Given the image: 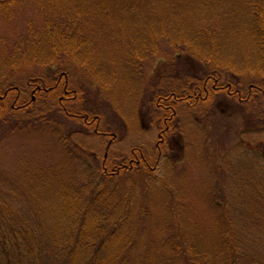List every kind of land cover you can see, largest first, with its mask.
<instances>
[{"label":"rangeland","instance_id":"1","mask_svg":"<svg viewBox=\"0 0 264 264\" xmlns=\"http://www.w3.org/2000/svg\"><path fill=\"white\" fill-rule=\"evenodd\" d=\"M45 1H0V88L9 85L20 88L24 100L35 97L26 84L36 67L31 61L21 62L14 46L30 34L41 32L50 14L63 11L54 8V4L45 7ZM109 1L105 0L100 6L96 1L92 6L79 4L83 10L96 13L89 21L77 25L105 31L91 63L96 67H73L68 79L69 92L74 91L70 96L77 99L68 105L72 109L75 104L85 105L90 112L98 111L100 128L110 136L84 139L83 123L70 124L60 111L64 121L69 123L66 131L59 133L60 137L69 140L78 156L95 157L96 165L105 158L109 168L123 159L128 165L133 149H142L151 158L152 167L161 150L164 159L155 174H150L151 180L138 174L123 177L122 173L111 184L120 190L136 188L138 191L133 197L136 195L139 201L134 200L135 204L143 203L141 196L145 188H154L150 196L155 209L151 213L154 224L165 219L170 221V227L176 221L177 214L170 213L168 207L165 210L172 199L177 213L190 218L195 234L201 233L208 244L216 242L218 235L225 232L227 219L232 221L228 229L231 228L235 236L237 232H256L255 229L250 231L252 224L264 220V113L258 121L256 114L246 106L241 112L230 104L233 109L226 114H221L215 106L207 116L202 110L191 112L183 107L173 122L177 130L163 134L165 141L175 137L178 145L168 148V144L161 146L160 143L157 148L163 111L156 109L157 94L153 92L160 88L174 90L179 62L186 75L191 71L193 61L188 60L186 54L179 57L181 51L173 55L169 49V45L181 43L187 37L194 43L201 42L202 51L206 49L204 54L221 55L232 71H256L263 66L264 20L256 21L250 6L253 0H112V5L104 4ZM149 15H155V23L147 20ZM149 26L163 29L165 33L147 35ZM145 42L158 45V54L146 64L141 57L139 62L132 54L134 45ZM197 61L200 60L197 58ZM38 75L46 76L41 70ZM63 81L61 78L56 82L60 94L43 103L35 99L30 106L33 115L20 121L21 125L0 120V201L20 195H27L28 199L29 192H23L22 188V184L27 183L32 189L42 185L40 194L51 203L54 189L67 186L79 171L67 149L63 151L57 144L54 126L38 121L41 116L54 119L53 110L64 96ZM261 101L263 112L264 98L261 97ZM195 112L201 113L199 120ZM64 118L56 117L54 121ZM75 132L79 134L72 136ZM111 192L114 197L115 189ZM146 219L153 230V222ZM157 230L156 227L154 231ZM172 232L161 233L168 237ZM251 241L258 245V241Z\"/></svg>","mask_w":264,"mask_h":264},{"label":"trees","instance_id":"2","mask_svg":"<svg viewBox=\"0 0 264 264\" xmlns=\"http://www.w3.org/2000/svg\"><path fill=\"white\" fill-rule=\"evenodd\" d=\"M50 1L51 3L45 1L43 5L47 7L54 4V8L63 11L50 14L41 32L30 34L14 46L19 60L23 63L31 61L36 67L34 69H37L32 70L26 84L35 97L24 100L20 88L11 85L0 88V120L20 124L25 117L33 115L34 111L30 106L35 99H38L36 102L43 103L49 97L60 94L56 82L63 78V85H60L64 96L57 110H53L54 119L41 116L38 121L54 126L53 135L57 136V144L63 151L67 149L70 158L78 164L79 171L70 178L67 186L61 185L54 189L51 203H47V199L42 196L44 194H40L39 186L42 185L32 189L27 183L22 184V188L23 192H29L28 199L27 195H20L0 201V264H264V235L260 234L264 232V220L259 219L252 224L250 231L255 229L256 232H237L240 240L231 228L228 229L232 221L227 219L225 232L218 235L216 242L208 244L202 239L201 233L195 234L191 219L177 213L174 200L171 199L165 210L168 207L170 213H176V221L170 227V221L165 219L154 224L151 213L155 209L150 201L154 188H145L141 196L143 203L135 204L134 200L139 201L136 195L133 197L138 191L136 188L120 190L111 185L115 177L122 173L123 177L138 174L147 181L151 180L150 174H155L156 171L149 170L151 162L142 149L132 150L131 159L135 160L133 163L129 162L127 165L126 159H123L109 168L105 158L101 164L96 165L94 156V159L78 156L69 140L60 137L62 135L59 133L66 131L69 125L60 111L71 121L70 124L83 123L85 129H81V133L84 139L110 136L100 128L101 115L98 111L90 112L85 105L82 107L75 104L74 109L68 105V102H76L77 99L76 96H70L74 91L69 92V75L76 65L83 68L96 67L91 66V63L98 53L100 37L105 31L104 28L92 31V28L77 25L89 21L96 13L83 10L79 4L92 6L91 3L96 1L97 6H100L105 0ZM104 4L112 5V0ZM250 6L256 21L263 22L264 0H253ZM67 9L70 11L65 12ZM104 14L109 16L108 12ZM131 14L135 15L133 12ZM154 18L155 15H149L147 20L155 23ZM162 30L149 26L147 35H163L165 32ZM197 43L187 37L181 43L169 45V49L173 55L181 51L182 56L186 54L187 57L202 61L204 57L200 56L205 55L203 51L206 49L202 51V43ZM157 47L158 45L154 46L150 42L134 45L132 54L139 62L141 57L146 64L158 54ZM39 70L46 76H39ZM88 74L91 75L90 72ZM173 91L165 88H160L157 92L156 89L153 90L157 94L156 100L162 96L163 100L169 98ZM166 114L163 111V117ZM56 117L64 119L55 122ZM74 134L79 133L75 132L72 136ZM113 188L114 197L111 192ZM146 218L151 220V224L153 222V230L147 225ZM253 220L249 222L253 223ZM156 227L159 231H154ZM147 229L150 230L149 233ZM160 231L163 234L173 232L165 237ZM251 240L258 241V245ZM150 246L152 251L149 250ZM256 247L257 250L254 249Z\"/></svg>","mask_w":264,"mask_h":264},{"label":"flooded vegetation","instance_id":"3","mask_svg":"<svg viewBox=\"0 0 264 264\" xmlns=\"http://www.w3.org/2000/svg\"><path fill=\"white\" fill-rule=\"evenodd\" d=\"M179 57H182V55H179ZM200 57H204V59L199 62L197 58L188 57V60L190 59L193 63L190 64L192 68L191 71L190 69L187 70L190 71L187 75L181 62H179L176 65V76L178 79H176L172 96L165 100H163L164 96H162L157 100L156 106L160 110L163 109L164 112L170 114V116L163 117L164 126H162L163 128L159 132L157 148H159L160 143L161 146L168 144V148L176 146L177 140L175 137H173V140L169 139V141H165L163 134L170 133L171 130L173 132L177 130L173 122L183 107L189 109L191 112L202 110L204 111L203 115L207 116L210 115L208 111L215 108V106L220 109L221 114L232 111L233 106L231 107L230 104L238 107L241 112H243V108L246 106L256 114L255 118L258 121L261 113L262 115L264 113L260 108V104L262 103L261 97L264 98V58L263 66L261 65L258 70H245L242 72L238 70L232 71L221 55L207 53ZM238 111L236 110L237 113ZM195 114L197 115L195 118L199 120L198 116H201V113L199 112V115L195 112ZM158 151L159 154L155 164L152 167L148 165L150 166L149 170L152 172L158 169V166L164 159V154L161 153V150ZM146 157L151 162V158L148 155ZM134 161L132 159L130 163ZM136 162L138 161L136 160Z\"/></svg>","mask_w":264,"mask_h":264}]
</instances>
